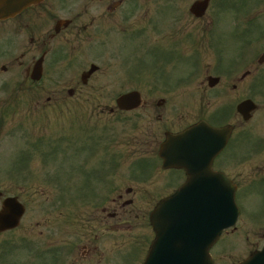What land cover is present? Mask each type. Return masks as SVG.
Returning a JSON list of instances; mask_svg holds the SVG:
<instances>
[{
	"label": "flooded vegetation",
	"instance_id": "af4514ba",
	"mask_svg": "<svg viewBox=\"0 0 264 264\" xmlns=\"http://www.w3.org/2000/svg\"><path fill=\"white\" fill-rule=\"evenodd\" d=\"M195 3L198 8L193 10ZM166 20L169 33L167 54L173 61L180 59L184 62L188 58V54L186 57L181 54L185 46L191 57L187 61L195 62L193 68L185 66L187 70H192L189 73L186 71L185 78L175 83L182 88L180 94H185L178 101L183 104L187 101V91L192 88L189 83L195 77V114H173L178 120L167 117L166 126L158 134L150 127L140 131L137 120L130 122L121 118L122 136L127 134V126H132L130 131L140 135L131 136L128 144L123 145L132 149L137 147L140 149L138 153L131 150L125 158L122 155L123 159L111 161L119 170L125 171L130 185L124 188V193L112 189L109 194L104 176L108 161L100 159L99 166L96 160L89 161L99 169L90 181L91 199L85 195L76 197L77 189L74 195L73 185L68 188L70 236L74 232L77 208L89 205L93 211L92 218L89 216L79 221L81 231L63 242L65 252L75 255L70 264L85 261L107 264L108 258L112 260L105 241L99 240L109 228L107 217L102 216L100 211H106L108 200L116 194L117 199H123L126 194L130 204H121L119 212L111 215L118 220L110 227L111 233L116 232L120 238V243L115 245L116 250L123 251V258L128 264L142 262L153 239L148 223L153 205L145 204V200L167 197L188 178L185 169L168 168L175 164L172 157L176 155L167 153V169L163 167L164 161L159 157L161 143L166 133H177L193 124L197 125V163L225 173L237 186L236 194L241 193L250 201L256 195L264 204V180L243 187L230 171L249 166L260 158L264 160V0H0V86H5L3 79L16 78L36 94H40L44 82H49L47 78L52 77L51 66L57 62L58 71L68 66L70 70L77 68L75 56L85 53L82 50L98 55L99 51L96 54L93 52L99 45V53L109 55L107 63L141 50L150 54L152 50L149 46L154 42L149 43L148 40ZM194 41L195 47L192 46ZM130 48L139 51L125 52ZM205 53L212 56V62L205 63ZM173 65L177 69L180 66L176 62ZM75 92L70 91L69 97L75 98ZM188 95L192 97L193 92ZM37 98L33 97L35 103L39 102ZM171 99L172 96L167 97L166 94L164 106L177 109L171 105L177 101ZM143 107L150 108V105L145 103ZM128 114L120 112L122 116ZM192 140L190 138L189 142ZM189 156L190 153L182 151V158ZM159 172L165 175L163 179L167 183V191L155 195L154 184ZM73 182L74 176L71 178ZM171 186L174 187L170 189ZM24 188L27 194L30 190L27 184ZM56 189L59 190V187L56 186L54 191ZM256 198L250 216L252 221L257 219L264 223L263 213L259 218L255 217L259 210ZM21 202L26 207L25 202ZM53 205L55 212L60 211L57 197ZM144 223H147L145 229L142 226ZM238 228L239 223L227 232L236 234ZM44 230L47 231V227ZM52 231L46 232L47 238L53 239L52 244L21 239L26 264H31L34 256L42 259L41 264H59L58 238L63 228L56 225ZM97 232H101L99 236ZM125 234L127 236H123ZM235 241L242 247L238 238ZM263 245L264 235L254 247L257 250ZM219 250V246L212 247L213 258Z\"/></svg>",
	"mask_w": 264,
	"mask_h": 264
},
{
	"label": "rangeland",
	"instance_id": "374dc122",
	"mask_svg": "<svg viewBox=\"0 0 264 264\" xmlns=\"http://www.w3.org/2000/svg\"><path fill=\"white\" fill-rule=\"evenodd\" d=\"M159 30L152 34L153 36L150 38L149 43H153L151 47L150 54H147L144 51H140L137 54L131 55H123L122 58L112 63H107L108 54H100L99 59H94L95 55L89 54L88 50H82L85 53L79 54L75 57L77 68L74 70H70L69 72L62 74L58 77V74L54 76V78H47L49 82H45L42 87H40L41 92L38 97L39 102L35 103L34 100L30 99V97H24L21 101L18 100L16 105L14 103H10L11 100L9 98L11 90L6 93L8 100H1L2 98H7L5 94H3L2 86H0V113L5 109H9L11 106V110H3L1 113V117L5 118L8 113L9 116L5 118L3 124L1 125L2 119L0 117V191L4 193V195L8 196H20V200L25 202L27 210L26 215L23 217L20 226L18 229L5 234L0 235V246L2 240L4 238L11 239L8 241L19 242L21 239H35L40 242H50L52 244L53 239H48L46 232L48 230L54 229L56 225L61 226L63 228L62 233H60L58 238V258L59 264H70L72 260H74L75 255H70L69 252H65L66 248L65 242L69 241L70 237L73 234L79 233L81 231V225L79 223L83 221V218H92V210L90 206L87 205L82 209L76 210L75 214V227L73 228L74 232L70 236L68 221L69 218V208L65 204L64 206L61 203V210L55 212L54 209L50 207V205L55 200L61 198V201L64 196L67 197V201L69 199L68 191H65L61 186L59 190H55L53 192L51 185L40 184V177H37V180H34L30 174H28L29 166H23L22 163L16 162L17 159L21 160L24 155L25 148L21 147L20 138L16 131L11 132L15 135L14 140H10V137L5 135V129L12 128H20L21 124L28 125L30 129V134L34 137L36 136H44L47 143L56 144L57 142H61L62 140H68L69 137H75L77 135L90 134L89 139L94 140V143L102 142L101 144H106V150H102V157L111 158L115 156L113 154L124 155L129 151H134L138 153L140 149L134 147L132 149L130 146H123L124 144H128L130 140H128L131 136L136 135L132 131L128 130L127 134L122 136L118 135L119 125L117 123L116 112H111L110 108H114V99L122 93L124 90L137 89L142 94L143 99L150 101V104L153 105L154 102L159 98H163L165 93H163V86H165V81H163L162 87L158 86V78L161 68L168 67L167 63V43L169 39H167V20L165 24H161ZM182 35H184L183 31H181ZM189 46V45H188ZM192 46L195 47V41L192 43ZM154 48V49H153ZM96 50L93 52L94 54L99 51L101 53L100 46H96ZM135 49H127L125 52H134ZM138 50L135 51L138 52ZM92 53V54H93ZM181 54H188L187 60L190 52L189 49L184 46ZM150 55V56H148ZM153 56L152 62L149 64V59ZM98 56V55H96ZM103 56L104 58H101ZM205 63L209 60L212 62V56L209 54L204 55ZM66 60V57L63 58ZM134 59H137L134 61ZM130 60V61H128ZM184 61L181 62L178 67L179 70H182V74L185 75L186 71L189 73L185 67L188 68L194 67V61ZM90 62L96 63L100 71L93 75L91 80L88 81L86 85H82L80 83V73L83 70H87ZM54 68V66H53ZM168 69V68H167ZM176 69L175 71H177ZM170 72V71H169ZM168 72H165V76L167 77ZM164 76V77H165ZM172 76V75H171ZM3 79L4 85H11L15 79ZM160 81V80H159ZM162 81H160L161 84ZM190 85L192 88L187 91V101L185 103H172L178 106V109L181 110L182 113L189 114L190 116L195 114V77L192 78ZM158 86V87H157ZM69 89L75 90V98H71L68 95ZM193 92L192 97L189 98L188 93ZM3 94V95H2ZM2 95V96H1ZM170 95V94H167ZM185 94H179L172 96V101H179ZM62 97V98H61ZM66 98L63 100V98ZM50 99V100H48ZM12 106L14 107L12 109ZM10 111V112H9ZM154 113L151 108L143 107L135 110L133 114L126 116L128 120L135 121L136 115L141 113L142 118L139 120L140 131L145 130L150 127L151 130H154L155 133H160L161 128L165 127V121L168 118H174L173 114L177 116L178 114L174 110L169 108V105H157L154 109ZM172 112V113H171ZM154 115H156V119H154ZM29 123H28V121ZM157 120V121H156ZM178 120V119H177ZM129 126L126 127L128 129ZM81 132L83 134H81ZM9 134H11L8 131ZM29 134V135H30ZM140 137V135H136ZM111 142V143H110ZM67 143V141H64ZM87 144V143H86ZM99 149V146H98ZM97 149V150H98ZM84 153H86L84 151ZM74 156H71V159L74 160ZM99 160V159H98ZM56 160L52 159V163L54 164ZM89 162L87 157L83 158L82 172H77V179L75 182L67 184V187L71 185L74 186V195L78 196V185H80L83 181L85 185V196L87 199H91L90 195V178L86 181L84 180L85 171H89L91 168V163ZM264 162L263 158H260V161H254L249 166H243L242 168H235L232 171L234 174L232 176L237 177V180L241 181L243 187H247L249 183H257L260 180H264ZM31 165V162H30ZM34 165V163H33ZM33 165L31 166L33 168ZM59 167V165H54ZM89 175L91 176V171H89ZM18 176L22 179L24 177H28V182H26L28 186L29 192L26 194L24 186L26 184H19ZM105 178L108 180L110 176V169L104 172ZM164 173L159 172L158 177H156V182L154 184L155 192L158 195L159 192L167 191V183L163 179ZM113 181L117 184L118 189L124 193V188L130 185L127 182L126 176L119 171L117 176L113 178ZM70 184V185H69ZM112 184V182H111ZM174 186L169 187L170 189ZM154 192V193H155ZM258 194L256 191H253ZM81 194L80 196H82ZM118 194L114 196L112 201H108L107 208L105 212L100 211L102 216L107 217L109 228L106 234L100 236L99 240H104L107 246L108 254L113 256L112 260L108 258L107 264H125V260L123 258V251L119 252L116 250L115 245L120 243V238L117 237L116 232L111 233L110 227L114 223H118L117 219L112 218V214L119 212V207L121 202L126 199V194H124L123 199H117ZM255 195V194H250ZM257 196H252L251 201L249 197H242L240 195V205L243 209V213L239 219V228L237 229L236 234L230 233L225 238L226 241L223 245L219 247V251L216 254V259L220 264H231L238 259L243 258L248 254V252L254 250V245L257 240H260L262 235H264V225H259L252 223L250 213L254 209L252 204L254 203V198ZM249 199V201H248ZM128 200V199H126ZM155 200V199H154ZM153 199L145 200L146 202L151 204L154 203ZM257 206H258V214L255 216L256 218L260 217V214H264V204L260 199L256 198ZM67 203V202H66ZM43 208V209H42ZM146 224L144 223L142 226L145 229ZM95 225V224H94ZM47 227V231L44 230ZM40 231V232H38ZM263 231V232H262ZM53 232V231H52ZM101 232H97L96 234L100 235ZM245 234L248 236L245 237ZM98 235V236H99ZM236 235V236H235ZM127 236V234L123 235ZM229 236V237H228ZM234 238V239H233ZM239 239V244L242 247L237 245L235 239ZM127 241V244H129ZM64 242V243H63ZM250 243H254L251 244ZM57 244V242H55ZM90 245V244H89ZM22 242L20 245L16 246L18 249H21ZM93 247V245L91 246ZM3 248V247H2ZM12 253L6 254L4 257L0 256V264L1 260H4L5 264H14L16 262L15 255ZM19 257L18 259H21ZM35 264V263H31ZM81 264H90L88 261H85Z\"/></svg>",
	"mask_w": 264,
	"mask_h": 264
},
{
	"label": "water",
	"instance_id": "95a60500",
	"mask_svg": "<svg viewBox=\"0 0 264 264\" xmlns=\"http://www.w3.org/2000/svg\"><path fill=\"white\" fill-rule=\"evenodd\" d=\"M131 99L124 96L118 103L121 106V102ZM189 168L190 180L161 200L151 214L155 239L143 264H213L208 248L234 223L237 215L234 187L225 177L206 168L202 175L196 174V166ZM12 204L13 200L4 204L0 226L9 228L18 224L20 212L12 213L14 218L9 210ZM10 220L12 224L8 226ZM241 264H264V249Z\"/></svg>",
	"mask_w": 264,
	"mask_h": 264
}]
</instances>
